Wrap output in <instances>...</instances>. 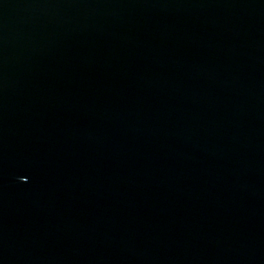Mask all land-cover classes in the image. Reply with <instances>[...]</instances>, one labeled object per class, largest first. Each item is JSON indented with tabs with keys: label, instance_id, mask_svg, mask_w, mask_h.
Instances as JSON below:
<instances>
[{
	"label": "water",
	"instance_id": "obj_1",
	"mask_svg": "<svg viewBox=\"0 0 264 264\" xmlns=\"http://www.w3.org/2000/svg\"><path fill=\"white\" fill-rule=\"evenodd\" d=\"M0 264H264V0H0Z\"/></svg>",
	"mask_w": 264,
	"mask_h": 264
}]
</instances>
